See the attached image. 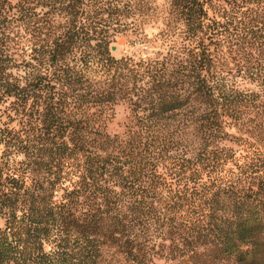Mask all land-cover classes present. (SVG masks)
Listing matches in <instances>:
<instances>
[{
  "label": "trees",
  "instance_id": "1",
  "mask_svg": "<svg viewBox=\"0 0 264 264\" xmlns=\"http://www.w3.org/2000/svg\"><path fill=\"white\" fill-rule=\"evenodd\" d=\"M0 219V264H264V0H0Z\"/></svg>",
  "mask_w": 264,
  "mask_h": 264
},
{
  "label": "rangeland",
  "instance_id": "2",
  "mask_svg": "<svg viewBox=\"0 0 264 264\" xmlns=\"http://www.w3.org/2000/svg\"><path fill=\"white\" fill-rule=\"evenodd\" d=\"M147 33H148V35H150L151 34V30L150 29H148L147 30ZM142 43L140 42V41H134L133 43H132V45H131V48H129V49H139V50H142V51H145V49L143 48V46L141 45ZM126 44L124 45L123 43H122V41L120 40V41H118L117 43H115V45H114V47H113V49H115V50H113L112 49V51H113V54L115 55V56H121L122 54H123V52H124V49H126ZM128 49V50H129ZM147 50V49H146ZM117 118H116V120H115V122H114V124L111 126V129L110 130H115V129H117V125H116V122L117 121H122L123 120V108L122 107H118V109H117ZM2 225V220L0 219V226Z\"/></svg>",
  "mask_w": 264,
  "mask_h": 264
},
{
  "label": "water",
  "instance_id": "3",
  "mask_svg": "<svg viewBox=\"0 0 264 264\" xmlns=\"http://www.w3.org/2000/svg\"><path fill=\"white\" fill-rule=\"evenodd\" d=\"M113 50H115V49H113Z\"/></svg>",
  "mask_w": 264,
  "mask_h": 264
}]
</instances>
